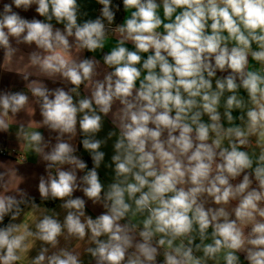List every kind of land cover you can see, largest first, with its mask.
Returning <instances> with one entry per match:
<instances>
[{"label":"clouds","instance_id":"clouds-1","mask_svg":"<svg viewBox=\"0 0 264 264\" xmlns=\"http://www.w3.org/2000/svg\"><path fill=\"white\" fill-rule=\"evenodd\" d=\"M97 3L81 19L78 0L0 2L2 66L27 82L0 90V131L31 102L28 128L55 133L18 126L42 203L0 184V264L37 240L29 264H264V0H122L121 23L119 3ZM33 6L43 19L22 15Z\"/></svg>","mask_w":264,"mask_h":264},{"label":"crops","instance_id":"crops-1","mask_svg":"<svg viewBox=\"0 0 264 264\" xmlns=\"http://www.w3.org/2000/svg\"><path fill=\"white\" fill-rule=\"evenodd\" d=\"M0 2H10V0H0ZM81 5V10L88 13L87 17H81V19H88V18H96L100 14V5L97 3V0H78ZM33 10L22 13L28 18H32L35 16L38 19H43L39 17L35 11ZM124 16V13H123ZM123 21V17H122ZM121 21V22H122ZM60 27L59 25H57ZM115 38H113L114 40ZM22 51L28 52L30 49L26 45L20 46ZM34 48V45L32 46ZM128 47L131 48L129 44ZM107 51V49H105ZM85 57H90L91 53H85ZM97 58L99 59L100 56L98 55ZM3 50L0 49V90H12V91H25L27 92V82L23 81L20 76L15 74L14 72L7 71L3 66ZM49 87H53L54 85L51 82H48ZM61 86V85H55ZM243 94V93H242ZM30 95V94H29ZM31 101V96H30ZM29 109H34V112L25 110L21 112L17 117L13 119V123L11 125L10 131L4 132L0 131V173H4V177L0 180V184L7 183V186L10 191H15L16 187L26 190L31 196L36 198L37 203H42L39 198L38 194V182L40 175H45L44 171V163L41 161L40 157L37 156L28 146L26 141L23 139L22 136L17 135V129L20 124L25 125V128L29 131L31 130H38L41 131L45 139H49L50 137H54L55 133H49L46 128L42 127H35V128H28L30 124L38 125L41 121L42 117L39 114V109L35 104L30 102ZM238 113H234L237 115ZM238 122V121H237ZM113 130V125L111 124L110 118H105V122L102 128V131L97 134L98 139H104L107 136V133ZM80 138L83 137L77 136L74 143L78 147L77 155H79L84 161L89 159L91 161L90 155L87 151H85L82 146L80 147ZM114 140V138H113ZM113 140L108 141L106 146H102L101 151L105 152V160L101 164V167L97 170L102 183L108 184L111 182V178L114 175L111 169L105 167L106 164L111 162V156L114 154L113 150ZM55 143V140L52 141ZM4 150L7 153L14 151L18 156L23 157L24 159H19L16 156L11 154L2 155L1 151ZM257 152L259 149H255ZM91 161V167H92ZM82 175V173H81ZM74 195L82 196L81 192H77ZM60 201L54 202H47L46 206L48 208H55L56 211L61 213V219L63 218V211L59 208ZM28 211V208L25 207V212ZM102 208L99 206H92L91 202L87 203V212L88 214L92 215L95 218L96 215L100 214ZM39 215V213H37ZM21 219H24L25 223H29L30 226L34 230V225L31 223L33 220V216L29 213L26 217L22 216ZM19 222V221H17ZM63 243V241H62ZM74 243V242H73ZM41 246L40 241H35V245L32 250L28 253H24L22 255L21 261L18 264H29L31 258H33L39 251ZM83 247V246H82ZM83 259L85 260V264H88L90 257L84 256Z\"/></svg>","mask_w":264,"mask_h":264},{"label":"trees","instance_id":"trees-1","mask_svg":"<svg viewBox=\"0 0 264 264\" xmlns=\"http://www.w3.org/2000/svg\"><path fill=\"white\" fill-rule=\"evenodd\" d=\"M114 3H119L121 5V11L117 13L116 16V23H121L122 21V17H123V10H122V0H113ZM101 5H100V9H101ZM81 141V138H80ZM79 146L81 147V145L79 144ZM85 162L87 163L88 167L91 168V161L88 159L85 160ZM6 222H7V218H6Z\"/></svg>","mask_w":264,"mask_h":264},{"label":"built area","instance_id":"built-area-1","mask_svg":"<svg viewBox=\"0 0 264 264\" xmlns=\"http://www.w3.org/2000/svg\"><path fill=\"white\" fill-rule=\"evenodd\" d=\"M1 154H2V155H8V154H11V155H13V156L18 157L19 159H22V160L24 159L23 157L18 156L14 151H11V152L7 153L6 151L2 150V151H1Z\"/></svg>","mask_w":264,"mask_h":264}]
</instances>
